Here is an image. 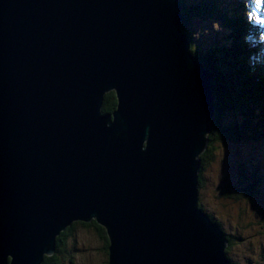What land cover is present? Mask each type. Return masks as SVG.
<instances>
[{"label":"water","instance_id":"1","mask_svg":"<svg viewBox=\"0 0 264 264\" xmlns=\"http://www.w3.org/2000/svg\"><path fill=\"white\" fill-rule=\"evenodd\" d=\"M180 17L177 0H0V264H41L92 220L107 264H232L199 201L214 86Z\"/></svg>","mask_w":264,"mask_h":264},{"label":"trees","instance_id":"2","mask_svg":"<svg viewBox=\"0 0 264 264\" xmlns=\"http://www.w3.org/2000/svg\"><path fill=\"white\" fill-rule=\"evenodd\" d=\"M192 1L194 0H180L182 12L186 11L189 13V17L183 14L188 22L186 31L183 30V33L187 36L188 40H191L192 34L190 32L192 30L194 31L191 23V20L194 19L193 13L199 15L202 13L201 19L204 18V20L218 19L228 31L222 43L220 41L217 42L218 44L215 42L216 46H213L215 48L209 51V57L204 55L203 52H207V50H201L200 44L197 46V43H195L196 46L194 45V50L190 48L191 54L198 58L202 68L212 74L213 86L216 94L215 97L217 96V105L214 108L215 116L210 123V132L207 136L208 144L205 152L200 157V187L203 181V170L209 162L214 161L213 155L217 151L216 149L219 150V147L222 146L224 150L227 149L231 143L257 142L264 138V75L261 71L255 73L253 69L255 66L252 65L258 61V53L255 52L253 55V51L249 48V42L253 40L247 37V35L257 37V33H255L253 29V21L251 19L247 20L246 15H244L246 17L241 15V11L243 10H249L250 13L252 11L251 7L248 6L246 2L247 0L242 3H235L234 7L230 2L227 6L223 0H196L199 4L198 9L187 7V5L192 4ZM229 69L231 71H229ZM237 91L240 93L238 97L236 96ZM220 95L227 99V105L223 106L221 103L222 97ZM115 102L112 93L106 95L101 108L102 113L111 112L115 107ZM227 108L234 110L233 117L224 114V110ZM229 124H232L234 129H230ZM250 171L251 172L248 173L245 167H237L236 172L240 177L238 186H224L225 190L232 191L224 192L223 196L229 200H234V203L242 199L248 202V204L251 203L247 196L249 190L253 192V189H256V191L260 193L264 187V176H262L259 171ZM245 184L248 185L249 190L245 189ZM256 187L259 189L257 190ZM220 189V196H222L223 187ZM256 212L258 219L263 221L264 210L256 206L255 213ZM214 221L218 223L216 220ZM263 224L264 223H258V221H256V226H263ZM78 226L86 230H92L101 242L102 250L105 254L108 253V238L102 226L96 223L95 220L88 223L74 222L56 237L53 254L44 256L41 264L61 263L62 257L58 256V254L61 251V247H63V241L70 238V236L73 235L74 229ZM244 237V235H241L240 240L246 242V240L243 239ZM227 238L229 250L232 246V240L230 235H227Z\"/></svg>","mask_w":264,"mask_h":264},{"label":"rangeland","instance_id":"3","mask_svg":"<svg viewBox=\"0 0 264 264\" xmlns=\"http://www.w3.org/2000/svg\"><path fill=\"white\" fill-rule=\"evenodd\" d=\"M252 1L255 4L259 2V0ZM191 3L187 7L198 9L199 4L196 0ZM260 6L261 3L257 5V7ZM181 11L182 8L179 6L182 25L186 31L188 22L183 14L189 17V13ZM201 15L202 13L200 15L193 13L194 19L191 20V23L194 31L190 32L192 34L190 48L195 49V43H197V46L200 44L201 50H207V52H203L204 55L209 57V51H212L215 48L213 46H216L215 42L220 41L222 43L228 31L218 19L204 20V18L201 19ZM262 23L264 25V20ZM198 24H205V26L202 28ZM229 71L231 70L229 69ZM109 93L113 95V92ZM215 95L214 88L212 92L214 108L217 105V96L215 97ZM236 96H240L238 91ZM221 97L223 106L227 105V99L223 96ZM224 114L233 117L234 110L227 108L224 110ZM229 126L230 129H234L232 124H229ZM219 148V150L216 149L217 151L213 155L214 161L209 162L203 170L202 177L204 182L202 181L199 190L200 204H202L203 210L212 215L214 220L219 223L224 233L231 236L232 246L229 250L227 248L228 251L226 253L231 263L264 264V224L263 226H256V221L264 223V220L260 221L257 212L255 213L256 206L264 210V187L260 193L256 189L251 192L248 185L245 184V189L249 190L247 196L249 202H251L249 203L250 205L243 199L234 203V200H229L223 196L224 192L232 191L225 190L224 186H238L240 177L236 172L237 167H245L248 173L251 172L250 170L259 171L264 176V138L257 142L231 143L224 150L222 146ZM221 187H223L222 196H220ZM261 215L263 217L262 213ZM241 235L245 236L243 239L246 242L240 240ZM63 242V247H61V251L58 254V256L62 257L60 264H106L108 253L105 254L102 250V244L92 230H86L78 226L74 229L73 235Z\"/></svg>","mask_w":264,"mask_h":264},{"label":"bare ground","instance_id":"4","mask_svg":"<svg viewBox=\"0 0 264 264\" xmlns=\"http://www.w3.org/2000/svg\"><path fill=\"white\" fill-rule=\"evenodd\" d=\"M177 2H178V4H179V6L182 8V5H181V2H180V0H177ZM182 12V11H181ZM249 11H247V10H243V11H241V15L242 16H244V15H246L247 16V20H249V19H251L250 18V16H249ZM246 16H244V17H246ZM246 20V21H247ZM183 36L185 37V39H186V41H189L188 40V38H187V36L183 33ZM247 37H250L253 41H255V43H256V45L259 43V40H260V35H259V32H257V37H254V36H251V35H247ZM202 43V42H201ZM201 46V45H200ZM205 51H206V49H204ZM189 53H190V55L192 56V57H194V55H192L191 54V51H190V49H189ZM262 72V71H261ZM211 78H212V74H211ZM212 81H213V78H212ZM56 239V238H55ZM54 252V251H53Z\"/></svg>","mask_w":264,"mask_h":264},{"label":"clouds","instance_id":"5","mask_svg":"<svg viewBox=\"0 0 264 264\" xmlns=\"http://www.w3.org/2000/svg\"><path fill=\"white\" fill-rule=\"evenodd\" d=\"M71 225H72V224H71ZM67 228H68V227H67ZM61 232H62V231H61ZM61 232H60V233H61ZM105 232H106V231H105ZM106 235H107V234H106ZM107 248H108V247H107ZM46 256H47V255H46ZM107 257H108V256H107Z\"/></svg>","mask_w":264,"mask_h":264}]
</instances>
